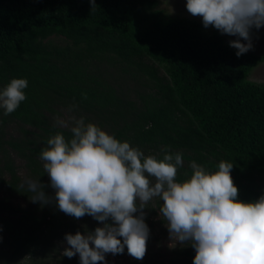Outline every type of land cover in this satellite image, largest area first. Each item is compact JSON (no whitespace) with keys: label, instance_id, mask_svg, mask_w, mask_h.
Returning a JSON list of instances; mask_svg holds the SVG:
<instances>
[{"label":"trees","instance_id":"obj_1","mask_svg":"<svg viewBox=\"0 0 264 264\" xmlns=\"http://www.w3.org/2000/svg\"><path fill=\"white\" fill-rule=\"evenodd\" d=\"M235 51L197 19L166 17L159 0H0V87L28 82L15 111L0 109V264H42L56 251L60 210L40 152L55 133L72 135L51 120L59 108L145 155L180 152L177 180L191 161L215 170L225 160L238 199L264 194V83L248 78L264 54ZM121 76L136 82L133 98ZM15 157L44 184L48 204L24 192ZM10 195L31 209L6 211ZM58 254L57 263H72Z\"/></svg>","mask_w":264,"mask_h":264},{"label":"clouds","instance_id":"obj_2","mask_svg":"<svg viewBox=\"0 0 264 264\" xmlns=\"http://www.w3.org/2000/svg\"><path fill=\"white\" fill-rule=\"evenodd\" d=\"M89 2L95 5V0ZM185 8L205 28L211 25L236 37L228 43L237 57L252 48L250 31L264 26V0H186ZM27 83L13 77L0 87L3 115L25 100ZM70 131L67 139L60 132L50 136L40 152L55 204L73 218L89 215L103 223L83 234L65 233L63 256L78 255L79 264H104L105 254H121L126 248L128 255L142 260L150 232L143 209L158 198L170 246L190 244L193 264H264V194L238 199L232 162L221 160L209 170L191 161L190 175L177 180L180 152L145 155L83 116L73 119ZM23 186L32 202L49 203L39 178L26 177Z\"/></svg>","mask_w":264,"mask_h":264},{"label":"rangeland","instance_id":"obj_3","mask_svg":"<svg viewBox=\"0 0 264 264\" xmlns=\"http://www.w3.org/2000/svg\"><path fill=\"white\" fill-rule=\"evenodd\" d=\"M185 3L186 0H159V6L163 9L166 17L186 16L201 21V18L199 16H193L186 10ZM204 31L207 33H212L216 31V29L209 25L207 28L204 27ZM222 36L224 37L227 43L229 42V40L236 38L227 34H222ZM250 38L253 46L247 52H251L257 55H263L264 26H261L259 29L253 28L250 31ZM241 40L243 42V38H241ZM56 41H60L62 43L63 40H60L59 38L56 39ZM122 78L124 79L125 77L121 76V78H119L117 82L120 83L122 89H125V92L128 94V96L130 98H133V91L135 89L136 82L128 78L122 80ZM248 78L259 83H264V60L258 63L253 68ZM74 118V113L66 108L57 109V111L51 116V120L53 123L66 128L73 126ZM8 132H15V126L13 124L8 126ZM15 163L18 172L23 180L26 177H30L28 174V170L21 159L15 157ZM47 179L49 181L48 176ZM8 198L9 200L4 202V208L6 211H13L11 212L12 215L15 214L14 211L16 208L20 210L19 212H24L25 210L31 209L32 207L31 201H27L22 197L10 195L8 196ZM161 203L162 202L158 198H153L143 209L145 213L144 219L150 230L149 237L146 241V252L143 259L139 261L134 259L133 257L127 254L125 248V252L121 254H105L104 264H189V256L191 257V252H195V250L190 244L181 245L178 242H176L174 246H170L173 242L169 238V233L164 220L159 215L158 209ZM57 219H59L60 226L57 233V237L55 240H53L54 248L56 249V251L52 252L50 258L42 264H59L57 263V257L59 255L58 253H62L63 248L66 246L64 243L65 233L74 234L76 231L79 230L83 234L85 231H91L96 226L102 225L103 223L94 220L89 215H84L83 217L77 219L63 213L62 211H60ZM60 220H64V223H62ZM70 220L76 222V227L70 226ZM65 221L68 226L65 224ZM109 222L111 221L109 220ZM72 258H76V260ZM72 258L70 261L72 262L71 264H79L78 255H74ZM28 264H32V261L28 262ZM96 264H101V262L98 261L96 262Z\"/></svg>","mask_w":264,"mask_h":264}]
</instances>
